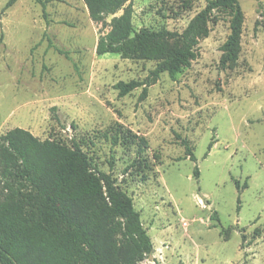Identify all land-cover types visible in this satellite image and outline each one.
<instances>
[{
    "label": "rangeland",
    "instance_id": "374dc122",
    "mask_svg": "<svg viewBox=\"0 0 264 264\" xmlns=\"http://www.w3.org/2000/svg\"><path fill=\"white\" fill-rule=\"evenodd\" d=\"M8 1L0 0V136L19 128L80 146L132 199L154 248L143 264H264V0H240L234 66H219L229 34L221 19L190 68L161 74L144 99L142 87L118 98L114 85L144 81L155 63L96 55L106 31L81 0H16L4 10ZM131 2L136 32L180 33L206 5ZM120 130L146 140L141 156L114 142Z\"/></svg>",
    "mask_w": 264,
    "mask_h": 264
},
{
    "label": "trees",
    "instance_id": "16d2710c",
    "mask_svg": "<svg viewBox=\"0 0 264 264\" xmlns=\"http://www.w3.org/2000/svg\"><path fill=\"white\" fill-rule=\"evenodd\" d=\"M15 1L9 0L3 9ZM35 1L44 8L52 0ZM81 1L89 19L106 31L97 39L96 55L155 63L144 81L114 85L118 98L142 87L144 99L161 74L174 78L190 68L199 55V42L209 35V25L221 19H227L229 34L221 46L219 66L230 68L239 59L244 23L240 0H206L204 9L180 33L136 32L131 0ZM120 131L114 142L136 145L141 156L146 140L134 136L135 143L131 132ZM183 143L186 156L195 161ZM194 176L199 177L197 168ZM153 250L132 199L110 174L93 168L80 146L40 140L19 128L0 136V264H143Z\"/></svg>",
    "mask_w": 264,
    "mask_h": 264
}]
</instances>
